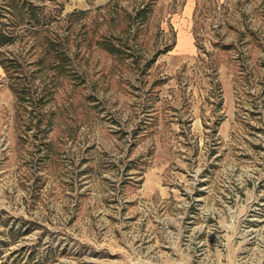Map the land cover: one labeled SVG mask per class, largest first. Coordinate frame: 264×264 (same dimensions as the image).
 Masks as SVG:
<instances>
[{"label": "rangeland", "instance_id": "rangeland-1", "mask_svg": "<svg viewBox=\"0 0 264 264\" xmlns=\"http://www.w3.org/2000/svg\"><path fill=\"white\" fill-rule=\"evenodd\" d=\"M3 1L0 264H264V0Z\"/></svg>", "mask_w": 264, "mask_h": 264}, {"label": "trees", "instance_id": "trees-1", "mask_svg": "<svg viewBox=\"0 0 264 264\" xmlns=\"http://www.w3.org/2000/svg\"><path fill=\"white\" fill-rule=\"evenodd\" d=\"M17 2H18V0H8V1L6 0V1L2 2V8L6 12V14H4V16H7V14H8V15H10V17L11 16L13 17L14 11H17L18 13L22 12L23 14H20L21 18H22V16H25V14H27V19H26L25 24L28 26L25 25L26 26L25 28L22 27L20 29H23V31H25V32L27 30L30 31V29L33 30L32 33L38 35V38L35 41L39 45H43L45 47H49V49L50 48L52 49L51 51H53L52 52L53 56H54L53 58L57 59L56 64H54L55 65L54 67H57V65H60L62 63L61 62L62 52H59L58 50L53 49V47L56 46L55 40H52V38H50V40H49L48 37L43 35V33H45L47 36H49V32L47 30H44L42 32L41 28H38V25L39 26H41V25H40L39 20L37 19L36 15H37L38 10H41V7L37 6V5H32L31 2L26 3L24 1H22L21 5H18ZM21 21H23V20L21 19ZM18 25H19V22L14 23V26H18ZM28 33H30V32H28ZM8 34L10 36H8ZM0 35H1L0 36V44H3L6 41H10L12 38H13V40H15L14 35L12 33L0 30ZM49 49H48V51H49ZM0 65L4 71H6L7 68H9V65L6 64V58H3L1 53H0Z\"/></svg>", "mask_w": 264, "mask_h": 264}, {"label": "crops", "instance_id": "crops-1", "mask_svg": "<svg viewBox=\"0 0 264 264\" xmlns=\"http://www.w3.org/2000/svg\"><path fill=\"white\" fill-rule=\"evenodd\" d=\"M77 2L80 3L81 6V9H86V8H89L90 4L91 5H94V6H102V5H105L107 4L108 2H110L111 0H91V2L87 3L86 0H76ZM84 2V4H82ZM83 7V8H82ZM178 35L182 36V38H187L188 34L186 32H180L178 33ZM180 45H181V42H180ZM1 67V65H0ZM2 68V67H1ZM3 70V69H2Z\"/></svg>", "mask_w": 264, "mask_h": 264}]
</instances>
